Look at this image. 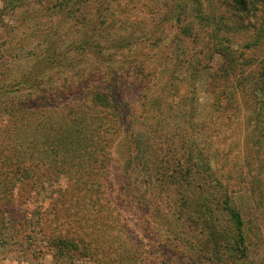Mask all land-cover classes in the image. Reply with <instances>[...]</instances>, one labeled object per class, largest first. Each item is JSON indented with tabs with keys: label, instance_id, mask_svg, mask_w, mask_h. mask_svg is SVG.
Returning a JSON list of instances; mask_svg holds the SVG:
<instances>
[{
	"label": "rangeland",
	"instance_id": "obj_1",
	"mask_svg": "<svg viewBox=\"0 0 264 264\" xmlns=\"http://www.w3.org/2000/svg\"><path fill=\"white\" fill-rule=\"evenodd\" d=\"M68 1L0 0V141L55 140L50 130L60 122L98 106L89 102L94 92L132 117L143 112L153 145L158 120L167 138L152 147L149 173L139 174L143 161L130 155L135 181L125 171L123 130L106 136L113 143L106 162L100 154L64 155L67 173L57 189L0 197V207L8 202L32 225L40 220L44 241L34 252L0 245V264H264V0H90L93 22L107 5L113 11L103 39L92 32L94 23L86 27L84 14L62 6ZM86 35L97 43L95 53L73 50ZM121 38L142 45L116 52ZM110 54L118 61H108ZM110 66L120 69L117 79ZM95 67L101 72L86 92L81 87ZM40 96L48 102L34 104ZM11 98L43 109L14 119L5 113ZM108 112L82 122L118 126ZM27 117L33 120L26 128ZM41 119L48 134L36 127ZM131 125L142 133L137 119ZM70 134L68 141L77 138ZM186 151L197 168L185 163ZM181 171L191 173L188 186L170 179ZM230 209L241 216L242 238ZM62 229L69 241L64 255L46 244Z\"/></svg>",
	"mask_w": 264,
	"mask_h": 264
},
{
	"label": "trees",
	"instance_id": "obj_2",
	"mask_svg": "<svg viewBox=\"0 0 264 264\" xmlns=\"http://www.w3.org/2000/svg\"><path fill=\"white\" fill-rule=\"evenodd\" d=\"M238 2H241V0H237ZM90 0L84 1V0H69L66 3H63L62 6H68L69 9L73 11V14H84V20L86 21L85 25L87 26H93L92 32L97 36L103 39L104 36H107L108 34V27H106L107 21L109 20L108 17H113V11L111 8L107 5L105 9H102V11H99V20L92 21L94 18H96V14L91 13V5ZM85 10H84V9ZM85 12V13H84ZM72 14V13H71ZM88 16V17H87ZM76 22H81L83 19L78 17ZM91 18V20L89 19ZM176 23L179 25L181 23V18L178 16L176 18ZM93 34V35H94ZM83 37L81 39V42L75 43V46L73 45V50H83L84 52L89 53H95V50L97 47L94 45L91 46L90 37ZM140 38L127 41L126 39H120L119 42H117L116 46L114 45L113 49L117 51L124 52L125 49L127 50L130 46L132 47L135 43H140ZM142 45V42L140 43ZM258 46V45H257ZM130 52V50L128 51ZM119 53V52H118ZM234 54V52H233ZM116 54L109 55L108 61L115 62L118 61ZM129 56V57H128ZM126 56V59L132 58L131 55ZM127 61V60H126ZM194 60L190 59L189 66L192 64ZM114 66V65H113ZM113 66L107 67L109 75H112L114 79H117V76L120 74V69H117ZM96 71H90V76H85L89 78H85L84 87H81L88 92L90 86V81L96 77L97 74L101 72V69H98L97 67L94 68ZM135 70V69H134ZM71 71V69L69 70ZM107 73V72H106ZM107 73V76H108ZM134 73V71L132 72ZM87 74V73H85ZM131 74V71L130 73ZM67 78V77H66ZM123 78V75L121 76ZM119 79V78H118ZM106 77H102L101 81H105ZM123 87V86H122ZM71 90L75 87H70ZM88 88V89H86ZM95 88V87H94ZM93 88V89H94ZM264 88V87H263ZM82 89V90H83ZM91 89V88H90ZM60 90V89H59ZM58 92H61L64 94L66 90H62ZM119 90H117L118 92ZM121 92H118V95H122ZM45 96V95H43ZM91 101H96L95 108L92 110L88 109L85 110L84 118L91 119L93 118L92 114L99 113L102 110L109 111L108 113L111 115V119H115V121L120 122V124L117 126V123H112L109 128L107 127L108 123L102 124L98 119L96 122H93L91 124H85L82 122L84 118L81 116L74 117L70 124L66 125L65 122H60L58 125V131L57 129L50 130L51 134H54L57 132L58 136L55 138V140L49 142V141H42V143L37 142H31L26 144V146L21 145V143H18V145H12L9 140L6 138L4 140L0 141V197L5 199H13L15 196H18L20 192H25L27 188H30L31 190H34L35 188H43L49 186L54 187L57 189L59 186V181H65L64 177L67 171L62 169V159H64V155H67L69 153L76 152L80 157L86 156V159H90L91 157L97 156L98 154L102 155L103 161H108L109 157L112 154L111 147L113 146V143L111 140L109 141L106 136H110V133L113 132L114 135L123 136L121 133L122 131H128L124 135V140L122 143H125V145H128L127 153H128V159L126 161V172L127 177L131 179L133 174V165L130 162V158L132 155L133 159H141L143 161L142 167H137V169L140 171L139 174L143 173H149V165L151 158H155V154H153L152 147L155 145V147L159 146L165 139L167 138V135H160L158 131V127L160 125V120H158L156 124V128L154 131V136L157 138L158 142H156L154 145L152 144L151 137L149 136L151 133L148 131V119L143 118L142 115L144 114L141 112L137 117L130 116V112L126 110H118L117 107L114 106L115 101L105 95L103 92H97L90 94ZM121 103H125L124 97H119ZM46 101L47 98L40 96L38 99H36L37 103H42L43 101ZM48 102V100L46 101ZM98 102V103H97ZM35 108V107H34ZM31 107H25L24 100L11 98L9 99V105L8 108L5 109V113L7 115H10L12 118L17 119L20 118L19 116L23 115H35L37 112H39L40 109H43L42 107H38L36 109ZM114 110V111H112ZM111 111V112H110ZM114 113V114H112ZM130 116V117H129ZM117 117V118H116ZM31 119H26L27 123L30 122L28 120H33V117H30ZM137 119V121L140 122L141 127L143 128L142 133L136 132L133 130V126L131 125L132 120ZM107 120V119H105ZM119 120V121H118ZM123 121H126V123H123ZM44 119H41L39 124H36V127L39 129L38 131L40 134H48L49 130L47 131L46 125L44 123ZM96 123V124H95ZM29 126V123L26 124V128ZM6 133H9L8 130H6ZM47 131V132H46ZM70 133H76L77 138L75 139H69L71 141H68L65 137L66 135L70 136ZM94 135L96 138H93ZM113 135V136H114ZM100 136V137H99ZM101 137H104L105 139L99 140ZM169 138V137H168ZM94 139V140H93ZM97 141H96V140ZM49 140V139H47ZM116 140V139H115ZM114 140V141H115ZM19 146V147H18ZM116 150L120 148V144H116ZM124 147V146H123ZM66 151V153L63 152V155H61V151ZM41 152L44 157H38V152ZM68 152V153H67ZM169 150H167V153ZM187 158H185V163H189L190 166L193 165V167L198 165L193 164V161L195 158L191 154H189L186 151ZM54 155V159H52L50 156ZM130 156V157H129ZM36 158V159H35ZM62 158V159H61ZM78 158V159H79ZM35 159L36 161L41 162L40 165L33 161ZM96 159V158H94ZM60 160V161H59ZM199 161V159H196ZM157 162V160H155ZM203 160L199 161V164H202ZM180 168L183 167V164L179 163L177 165ZM205 166V165H204ZM146 170H145V168ZM196 167V168H197ZM156 171L158 170V166H156ZM178 172V171H176ZM172 172L170 179L175 180L176 178H180L178 180H182L181 182H184L186 186L189 185L188 178L191 176L190 172L187 171H181V173ZM158 174V173H157ZM165 178V175H163ZM135 181L136 179L132 177L131 181ZM172 181V182H173ZM69 182V181H68ZM179 182V181H178ZM140 183V181H139ZM47 184V185H46ZM178 184V183H176ZM135 185V184H134ZM65 188V187H64ZM30 190V191H31ZM63 195L66 193L65 189L64 192L61 191V194ZM6 200V199H5ZM61 200V199H60ZM56 203H59V199L55 201ZM230 213L234 219L235 226H236V232L240 238L243 236V223L241 220L240 214L235 209H230ZM21 213L16 210V207L9 206V203L7 202L5 205H1L0 207V245L3 246H12L19 248L20 250L25 251H35L38 249V245L44 244V241L42 239L41 232L42 230L39 228L40 220L37 222V225H32L31 221H26L21 218ZM62 229L60 233L57 235L56 239H49L46 241V244H48L50 247L54 249H59L60 252L65 254L68 250L67 242L68 237L65 234V231ZM22 252V251H21Z\"/></svg>",
	"mask_w": 264,
	"mask_h": 264
},
{
	"label": "crops",
	"instance_id": "obj_3",
	"mask_svg": "<svg viewBox=\"0 0 264 264\" xmlns=\"http://www.w3.org/2000/svg\"><path fill=\"white\" fill-rule=\"evenodd\" d=\"M17 262H14L13 264H16Z\"/></svg>",
	"mask_w": 264,
	"mask_h": 264
}]
</instances>
